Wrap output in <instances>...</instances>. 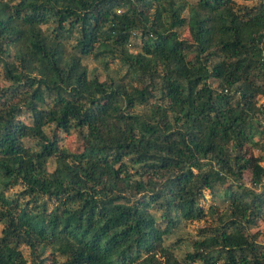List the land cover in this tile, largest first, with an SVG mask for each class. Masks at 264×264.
<instances>
[{
	"label": "trees",
	"instance_id": "1",
	"mask_svg": "<svg viewBox=\"0 0 264 264\" xmlns=\"http://www.w3.org/2000/svg\"><path fill=\"white\" fill-rule=\"evenodd\" d=\"M0 70V264H264V0H0Z\"/></svg>",
	"mask_w": 264,
	"mask_h": 264
},
{
	"label": "rangeland",
	"instance_id": "2",
	"mask_svg": "<svg viewBox=\"0 0 264 264\" xmlns=\"http://www.w3.org/2000/svg\"><path fill=\"white\" fill-rule=\"evenodd\" d=\"M236 2L238 4H243V5H251L254 3V0H236ZM183 35L186 36V31L184 30L182 32ZM131 45L129 46V48H133V49H138L139 46V39L137 36H135L134 38L131 39ZM134 44V45H133ZM83 63L85 64L88 72L90 73H94L95 75L98 76V78L100 80H103L106 75H114V70L112 69L113 65L110 66L109 69L105 70L103 68V66L101 65V63H99L96 60H92L90 58H85L83 59ZM0 82L6 86L8 85V82H6L3 77H2V71L0 70ZM264 102V96H257L256 97V103L260 104ZM24 120L25 117H22ZM262 124V123H261ZM54 131L53 126L51 125L50 127H48L46 129V132L48 133H52ZM57 138H58V144L59 146L67 149L68 151L71 152H76L79 151L81 149V138L78 135V133L74 130H70L69 132L65 133L59 130L55 131ZM261 139H263L264 137H260ZM258 136H254L253 140H255L256 142H258V144L251 149V152L253 155L256 156H261L262 158H264V139L263 140H259L258 141ZM23 143L25 145H33L34 144V140L32 139H24ZM260 164L262 166H264V160L260 162ZM53 167V163L52 161H50L48 163V169L50 170ZM249 175L248 172H245L243 174V184H245L246 186H249ZM220 188V187H218ZM18 188L14 187L10 193H13L14 191H16ZM200 204L206 208L208 205L210 204H214V207H217L218 209V213L223 212V210L226 207V202L224 201V199L222 198V192L219 191V193L217 194L216 197H214V199H212L211 195L209 194L208 191L204 192V198L200 199ZM154 215H155V219L162 225L163 221L161 220L159 214L160 211H153ZM215 222V220L211 219V216H206V220H200V221H189V222H182L180 221L175 227L174 229H172V231L166 236V239L164 240V242L166 244H173L174 245V253L176 254L177 257H181L183 255L184 252L186 251H190L192 250L191 248V242L192 240L197 239V235H198V230L200 228H202L205 225L208 224H213ZM259 233H260V237L258 238V241L264 243V221L261 224V226L258 228ZM254 231V229H253ZM22 253L25 256V258L27 259L28 262L31 261V257L29 255V251L27 248L22 247Z\"/></svg>",
	"mask_w": 264,
	"mask_h": 264
}]
</instances>
